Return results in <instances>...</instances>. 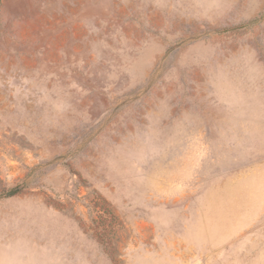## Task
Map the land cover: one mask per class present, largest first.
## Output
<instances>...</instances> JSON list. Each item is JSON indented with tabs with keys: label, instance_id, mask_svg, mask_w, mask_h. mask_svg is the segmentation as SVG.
Wrapping results in <instances>:
<instances>
[{
	"label": "rangeland",
	"instance_id": "obj_1",
	"mask_svg": "<svg viewBox=\"0 0 264 264\" xmlns=\"http://www.w3.org/2000/svg\"><path fill=\"white\" fill-rule=\"evenodd\" d=\"M0 264H264V0H0Z\"/></svg>",
	"mask_w": 264,
	"mask_h": 264
}]
</instances>
